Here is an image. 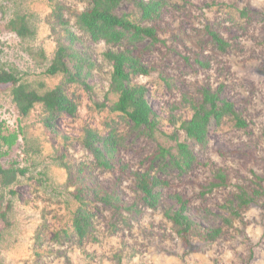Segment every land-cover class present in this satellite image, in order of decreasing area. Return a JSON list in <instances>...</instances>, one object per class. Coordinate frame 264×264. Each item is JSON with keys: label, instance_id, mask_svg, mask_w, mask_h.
I'll return each instance as SVG.
<instances>
[{"label": "rangeland", "instance_id": "obj_1", "mask_svg": "<svg viewBox=\"0 0 264 264\" xmlns=\"http://www.w3.org/2000/svg\"><path fill=\"white\" fill-rule=\"evenodd\" d=\"M139 1L149 0L122 2L115 13L155 29L157 41L130 46L126 39L119 45L93 42L77 27V17L91 0H0V70L12 72L40 95L53 89L62 76L44 72L59 46L69 44L67 29L77 39L73 50L94 66L88 89L78 84L65 88L77 104L75 116L60 115L51 127L44 124L47 113L41 104L20 117L10 85H0V132L17 135L11 149L0 146V164L25 170L12 186L0 187V212L7 214L0 219V264H264V0H156L162 5L151 20H141ZM17 17H24L31 32L27 37L10 30L9 22ZM209 31L228 43L224 52L211 42ZM108 51H129L148 70L130 82L147 89L146 101L157 121L152 137L111 111L118 95L110 93ZM217 88L246 127L224 117L217 126L209 125L201 146L180 125L192 117L201 90ZM87 130L100 137L115 134L110 170L97 167L83 147ZM171 136L186 143L196 161L182 174L153 171L169 185L151 209L133 174L150 166L158 148L176 154ZM218 171L225 184L212 187L219 182ZM78 177L81 182L68 186L69 179ZM81 183L110 196V206L90 194L85 205L77 203L72 194ZM241 191L261 195L257 205L234 216ZM174 195L186 202L185 216L192 223L220 228V236L208 242L188 232L186 249L179 228L165 216L179 209ZM81 205L92 220L79 241L73 218Z\"/></svg>", "mask_w": 264, "mask_h": 264}, {"label": "trees", "instance_id": "obj_2", "mask_svg": "<svg viewBox=\"0 0 264 264\" xmlns=\"http://www.w3.org/2000/svg\"><path fill=\"white\" fill-rule=\"evenodd\" d=\"M127 1L129 0H91L89 9L81 12L77 17L76 25L85 34L89 35L93 42L102 41L108 45H119L126 39V42L132 46L144 41V39H150L151 42L155 43L157 41L155 29L141 27L134 24L127 15L119 16L115 13L120 3ZM161 5V1L156 0L139 1L137 6L142 12L141 20L156 18ZM56 17L60 24L67 25V22L63 21L60 15ZM8 25L10 30L21 38L31 34L24 17L13 19ZM66 33V40L69 44L59 46L53 60L44 72L45 75L50 77L62 76L63 81L53 89L40 95L29 89L27 85L20 83L12 72L0 70V85H10L12 102L18 115L26 117L35 104H41L47 113L44 123L47 127H51L50 123L60 115L75 116L77 104L69 97L65 88L72 86V84H78L88 89L87 80L91 77L94 67L86 56L73 50L72 45L77 42V39L70 30L67 29ZM208 33L211 42L218 47L219 51L224 52L229 46L228 43L215 32L209 31ZM104 57L112 67L110 93L118 95L117 101L111 106V111L127 117L135 129H141L142 127V132L147 133V137H152L157 121L155 114H153L146 101L147 89L143 86L131 85L130 82L132 76L146 75L148 70L145 66L139 64L138 58L131 56L129 51H108L104 54ZM200 95V100L192 105V117L180 125V129L184 131L189 140L204 146L209 125L214 124L217 126L224 117L232 118L239 128L246 127L245 121L237 113L233 104L220 97L219 88L214 92L210 89H203ZM96 107L102 109L104 105L96 104ZM262 134L264 138V128ZM170 138L177 141L175 136ZM16 140L17 135L15 133L2 135L0 132L1 147L7 148V150L11 149ZM116 143L117 140L113 132L108 133L106 137H100L98 133L92 130L85 132L82 141L83 147L90 152L94 164L105 170L112 168L111 162L117 150ZM176 149V154H173L172 150L158 148V152L152 157L150 166L142 173L133 174L136 188L142 194V201L151 209L156 208L158 193L169 185L167 180L157 177L153 171L163 173L168 169H176L179 174H182L188 171L196 161L193 152L186 143L177 141ZM3 155H6V152ZM153 165H156L157 169H154ZM63 167L66 170L69 169L67 165H63ZM24 173L25 170L18 168L15 163L7 168L0 164V187L12 186L16 183L17 177ZM216 177L219 178V182L213 184L212 187H222L225 184L224 174L218 171ZM69 180L68 186H75V184L81 182L79 177L77 181ZM88 195L97 197V200H100L103 205L110 206L111 204L110 196L106 193L100 190L95 191L92 187H85L82 183L76 187L72 197L77 203L84 204V198ZM260 195L261 193L258 191H251V193L241 191L238 193L235 196L236 205L234 208L237 209L232 214L238 216L237 211L257 205V198ZM173 199L179 204V209L173 213H166L165 216L179 228L178 231L182 235L186 249L189 246L188 232L195 231L204 241L208 242H213L220 236V228H198L185 216L186 202L178 195H174ZM6 215V212H0V219L4 220ZM91 220V214L81 205L76 210L73 218L74 233L79 241L86 237V231L90 228ZM224 224L230 225V221L225 219Z\"/></svg>", "mask_w": 264, "mask_h": 264}]
</instances>
